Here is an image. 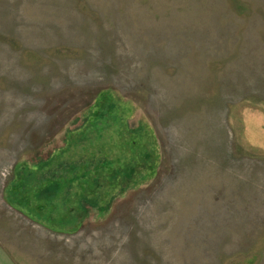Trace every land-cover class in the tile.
I'll return each instance as SVG.
<instances>
[{
  "label": "rangeland",
  "instance_id": "rangeland-1",
  "mask_svg": "<svg viewBox=\"0 0 264 264\" xmlns=\"http://www.w3.org/2000/svg\"><path fill=\"white\" fill-rule=\"evenodd\" d=\"M0 243L264 264V0H0Z\"/></svg>",
  "mask_w": 264,
  "mask_h": 264
},
{
  "label": "crops",
  "instance_id": "crops-1",
  "mask_svg": "<svg viewBox=\"0 0 264 264\" xmlns=\"http://www.w3.org/2000/svg\"><path fill=\"white\" fill-rule=\"evenodd\" d=\"M0 264H17L11 257V254L0 243Z\"/></svg>",
  "mask_w": 264,
  "mask_h": 264
}]
</instances>
